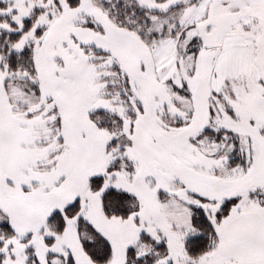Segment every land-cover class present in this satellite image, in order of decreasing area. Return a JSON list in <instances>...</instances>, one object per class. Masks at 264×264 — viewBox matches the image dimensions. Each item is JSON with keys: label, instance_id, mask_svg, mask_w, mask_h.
<instances>
[{"label": "snow or ice", "instance_id": "6c2138e0", "mask_svg": "<svg viewBox=\"0 0 264 264\" xmlns=\"http://www.w3.org/2000/svg\"><path fill=\"white\" fill-rule=\"evenodd\" d=\"M0 264H264V0H0Z\"/></svg>", "mask_w": 264, "mask_h": 264}]
</instances>
